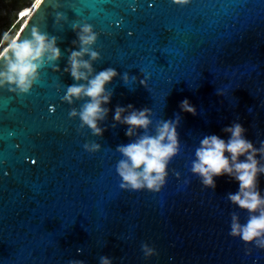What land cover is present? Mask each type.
Listing matches in <instances>:
<instances>
[{"label":"water","instance_id":"obj_1","mask_svg":"<svg viewBox=\"0 0 264 264\" xmlns=\"http://www.w3.org/2000/svg\"><path fill=\"white\" fill-rule=\"evenodd\" d=\"M83 22L98 34L94 69L118 73L101 137L69 118L82 101H61L74 83L63 72L66 49L78 50L71 27ZM32 27L57 38L60 71L45 65L27 95L0 89V264H264V249L229 235L231 213L248 215L226 199L238 182L222 175L207 189L190 171L200 140L227 141L233 123L255 147L264 141V0H38L14 38ZM185 99L196 115L181 111ZM129 104L149 108L152 127L180 118V150L158 193L119 186L115 149L130 138L111 125ZM92 141L101 148L88 153ZM142 244L157 255L145 259Z\"/></svg>","mask_w":264,"mask_h":264},{"label":"clouds","instance_id":"obj_2","mask_svg":"<svg viewBox=\"0 0 264 264\" xmlns=\"http://www.w3.org/2000/svg\"><path fill=\"white\" fill-rule=\"evenodd\" d=\"M189 2L171 0V3L178 6ZM62 19L64 17L57 13L55 22L59 23ZM71 28L77 37L72 44L78 50L66 49L69 55L63 72L69 73L74 83L66 87L61 101L69 105L82 101L79 110L72 108L69 111V118L78 117L79 129L87 127L93 136L101 137L106 128L100 125L109 113L105 105L109 104L113 94L107 85L118 73L112 67L99 72L94 69L93 64L100 59V55L93 50L98 34L91 24L73 23ZM56 44L55 36L42 33L37 27L31 28L30 38H13L0 51V89L6 88L16 95H27L39 82L40 69L45 65L54 66V71H60L57 62L62 53ZM121 79L126 85L129 75L125 73ZM140 84L145 86V81L141 80ZM179 107L182 112L196 115L195 107L187 99ZM150 116L149 108L136 110L131 104L115 107L111 127L126 125L125 135L130 138L128 144L119 145L115 149L121 156L115 166L121 189L160 192L166 183L168 164L180 150L177 133L179 116L174 120H161L154 127ZM223 131L229 134L227 141L217 135H206L200 140L190 171L199 177L207 189H215L214 177L222 175L238 182V191L229 193L226 199L248 215L246 221L241 223L238 213H231L229 235L239 237L245 245L253 244L258 249H264V195L258 189V177L264 175V141L255 147L245 138L246 130L239 123H233ZM83 148L88 153H95L101 145L92 141L84 143ZM81 251L77 249V254ZM141 251L145 259L157 255L155 249L147 244L141 245ZM68 264H83V261L70 260ZM99 264H112V260L101 256Z\"/></svg>","mask_w":264,"mask_h":264},{"label":"rangeland","instance_id":"obj_3","mask_svg":"<svg viewBox=\"0 0 264 264\" xmlns=\"http://www.w3.org/2000/svg\"><path fill=\"white\" fill-rule=\"evenodd\" d=\"M35 1L0 0V51L11 42L21 27L24 18L18 16L20 9ZM17 19H19L18 23H16Z\"/></svg>","mask_w":264,"mask_h":264},{"label":"bare ground","instance_id":"obj_4","mask_svg":"<svg viewBox=\"0 0 264 264\" xmlns=\"http://www.w3.org/2000/svg\"><path fill=\"white\" fill-rule=\"evenodd\" d=\"M37 1H38V0H36L34 3H31V4H29V5H27V6H25V7H23V8L20 9L21 12L18 14V16H19L20 18H24V19L22 20V23H21V24L24 23L25 18L27 17V15L30 14V12H31V10H32V8H33V6L35 5V3H36ZM15 36H16V35H15Z\"/></svg>","mask_w":264,"mask_h":264},{"label":"trees","instance_id":"obj_5","mask_svg":"<svg viewBox=\"0 0 264 264\" xmlns=\"http://www.w3.org/2000/svg\"><path fill=\"white\" fill-rule=\"evenodd\" d=\"M14 19V18H13ZM19 19H17L16 23H18ZM8 45V44H7Z\"/></svg>","mask_w":264,"mask_h":264}]
</instances>
